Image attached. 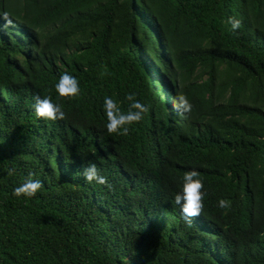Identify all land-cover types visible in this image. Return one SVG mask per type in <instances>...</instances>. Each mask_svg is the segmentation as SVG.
I'll list each match as a JSON object with an SVG mask.
<instances>
[{
  "label": "trees",
  "instance_id": "obj_1",
  "mask_svg": "<svg viewBox=\"0 0 264 264\" xmlns=\"http://www.w3.org/2000/svg\"><path fill=\"white\" fill-rule=\"evenodd\" d=\"M127 94L146 111L109 134L104 98L127 112ZM29 174L36 195H11ZM0 264H264V0H0Z\"/></svg>",
  "mask_w": 264,
  "mask_h": 264
},
{
  "label": "clouds",
  "instance_id": "obj_2",
  "mask_svg": "<svg viewBox=\"0 0 264 264\" xmlns=\"http://www.w3.org/2000/svg\"><path fill=\"white\" fill-rule=\"evenodd\" d=\"M231 30L240 27V21L231 17L227 20ZM56 94L60 97L75 96L79 92L78 82L76 78L69 75L67 72L62 73L54 85ZM125 99L131 101L129 110L121 112L117 107L116 102L111 97H105L103 101V111L106 118L105 129L109 134H126L128 125L138 122L141 119V114L146 111V108L138 100L134 98V94H127ZM178 101V103H177ZM173 108L182 109L183 112L190 111L191 105L184 96L177 97L172 102ZM32 108L36 117L46 120L63 119L64 113L57 103H53L48 97L41 98L40 96L33 97ZM83 179L87 183L103 185L106 183L104 176L100 175L97 166L94 163H89L82 169ZM203 185L198 178L195 170L184 172L181 177V183L178 191L173 196V202L179 207L181 216L184 218L196 216L202 208V200L204 193L201 191ZM41 188V182L38 179L31 178V174L24 179L22 183L12 189L11 195L19 198H30L36 195ZM230 201L225 198H218L217 206L227 208Z\"/></svg>",
  "mask_w": 264,
  "mask_h": 264
}]
</instances>
